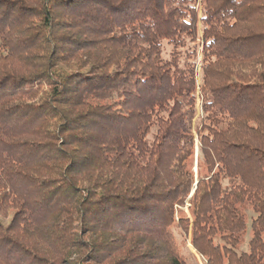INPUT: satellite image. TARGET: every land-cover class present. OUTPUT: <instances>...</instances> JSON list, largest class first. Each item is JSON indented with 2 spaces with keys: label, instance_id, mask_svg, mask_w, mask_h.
I'll use <instances>...</instances> for the list:
<instances>
[{
  "label": "trees",
  "instance_id": "obj_1",
  "mask_svg": "<svg viewBox=\"0 0 264 264\" xmlns=\"http://www.w3.org/2000/svg\"><path fill=\"white\" fill-rule=\"evenodd\" d=\"M174 226L264 264V0H0V264H187Z\"/></svg>",
  "mask_w": 264,
  "mask_h": 264
},
{
  "label": "rangeland",
  "instance_id": "obj_2",
  "mask_svg": "<svg viewBox=\"0 0 264 264\" xmlns=\"http://www.w3.org/2000/svg\"><path fill=\"white\" fill-rule=\"evenodd\" d=\"M169 49V48H168ZM200 60H201V54H200V48H199V52H198V57H197V66H196V79L197 82H199V78H200ZM196 108H197V114L196 117L194 118L193 121H196V118L198 115H200V108H199V101H197L196 104ZM196 154H197V139H195V160H194V165H193V171H194V175L196 176L197 173V166H196ZM188 204H186L183 207V212L182 214H184L185 216L189 217V210H188ZM247 214L251 215V210L246 211ZM254 216V214L252 215ZM190 228V227H189ZM173 233L176 239V242L179 245V248L187 262V264H206L205 259L199 255L196 250L193 248L191 242H190V233L188 231V234H184L181 229L179 227L174 226L173 228ZM250 238V231L249 229L247 230V233L243 239L242 244L239 246V249H247V242Z\"/></svg>",
  "mask_w": 264,
  "mask_h": 264
}]
</instances>
